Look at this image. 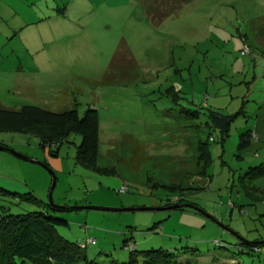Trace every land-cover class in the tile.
Wrapping results in <instances>:
<instances>
[{"label":"rangeland","instance_id":"rangeland-1","mask_svg":"<svg viewBox=\"0 0 264 264\" xmlns=\"http://www.w3.org/2000/svg\"><path fill=\"white\" fill-rule=\"evenodd\" d=\"M262 16L264 0H191L157 24L136 0H0V107L79 115L92 107L98 117L95 168L75 160L79 134L51 155L55 146L41 148L29 133L0 131V145L30 159L1 149L0 189L39 201L1 192L0 213L68 206L55 213L68 222L58 233L81 245L93 239L82 251L98 264H150L140 257L149 248L173 254L161 264H264V243L244 242L264 241V177L251 182L254 195L240 182L264 165V41L250 32ZM119 43L134 69L105 82ZM186 103L205 107L189 116ZM206 110L234 115L221 143ZM247 130L256 139L237 149ZM198 140L210 152L203 173ZM160 184L180 185L195 207L165 209L170 191Z\"/></svg>","mask_w":264,"mask_h":264},{"label":"trees","instance_id":"trees-1","mask_svg":"<svg viewBox=\"0 0 264 264\" xmlns=\"http://www.w3.org/2000/svg\"><path fill=\"white\" fill-rule=\"evenodd\" d=\"M191 0H136L140 4L145 16L153 23L157 24L164 17L173 13L180 4L188 3ZM263 23L257 27L250 26L251 35L255 40L264 41V16L261 17ZM245 41L246 35L243 34ZM245 52H249L247 45H244ZM134 69V61L130 52L125 49L122 43L116 47L110 58L108 66L103 74L105 82L125 79L127 72ZM169 99L176 103L181 97L175 90H170ZM205 106L189 103L180 104V110L186 115L195 116L200 113ZM203 110V109H202ZM211 127L218 129L219 142L221 143L227 135L229 121L234 115L223 114L218 111H204ZM0 131L26 132L35 136L39 140V146L54 145L53 150H48L51 155L57 152L56 145L64 141L71 132L80 135V141L75 148V160L77 163L89 167H96L97 157V134L98 117L97 112L92 107L84 109L81 115L73 108L53 112L36 105H22L17 109L0 107ZM256 139L253 132L249 130L238 136L237 149L248 146L251 139ZM210 160V152L207 141H197L195 164L203 170ZM264 177V165L248 167L241 174V186L246 195L259 193V188L251 185L256 179ZM157 184V183H155ZM161 185V184H160ZM168 189L166 195L165 209L173 204H191L194 208L195 203L185 200L180 196V185H161ZM9 196H16L20 200L38 204V200L29 192L15 193L0 189ZM258 195L254 198L257 199ZM186 207H178L180 209ZM68 206H59L48 202L39 210L26 211L24 213H7L3 209L0 213V264H98L93 259L88 258L82 251L86 244L82 245L76 241L68 240L58 233V228L67 226L68 222L63 218L55 216L56 212L69 210ZM253 247L264 241H244ZM94 243V241H93ZM90 243V244H93ZM122 246L128 249L130 254L135 252V247L128 239H125ZM142 260L150 264H161L167 262L173 256L161 248L143 249L140 251ZM129 262H132L130 259Z\"/></svg>","mask_w":264,"mask_h":264},{"label":"water","instance_id":"water-1","mask_svg":"<svg viewBox=\"0 0 264 264\" xmlns=\"http://www.w3.org/2000/svg\"><path fill=\"white\" fill-rule=\"evenodd\" d=\"M1 149H4V150H8L10 151L13 155H15L16 157H19L21 159H25V160H30L28 159L27 157L25 156H22L20 154H18L17 152L5 147V146H2L0 145V150ZM51 173V172H50ZM53 185H54V176L53 174L51 173V181H50V186L48 188V200H50V195H51V191H52V188H53ZM50 202V201H49ZM178 207H192L191 204H188V203H185V204H173V205H170L169 207L167 208H170V209H174V208H178ZM195 207V206H193ZM98 209H101V210H110V208H98ZM130 210H133L132 208H128ZM137 209H144L143 207L142 208H137ZM112 210H118V209H112ZM259 243V241H257Z\"/></svg>","mask_w":264,"mask_h":264},{"label":"built area","instance_id":"built-area-1","mask_svg":"<svg viewBox=\"0 0 264 264\" xmlns=\"http://www.w3.org/2000/svg\"><path fill=\"white\" fill-rule=\"evenodd\" d=\"M87 242L93 243V239H89ZM256 250H257V248H256Z\"/></svg>","mask_w":264,"mask_h":264}]
</instances>
